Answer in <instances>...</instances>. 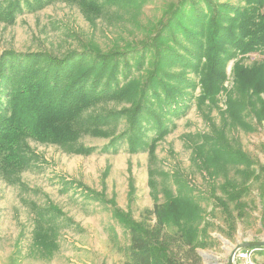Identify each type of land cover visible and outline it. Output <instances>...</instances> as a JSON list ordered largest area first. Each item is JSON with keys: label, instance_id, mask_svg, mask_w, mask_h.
<instances>
[{"label": "trees", "instance_id": "16d2710c", "mask_svg": "<svg viewBox=\"0 0 264 264\" xmlns=\"http://www.w3.org/2000/svg\"><path fill=\"white\" fill-rule=\"evenodd\" d=\"M55 1L59 0H0V21L11 24L24 9L34 11ZM66 1L77 3L91 22L103 13L98 0ZM143 2L121 4H135L131 14L135 18ZM162 10L161 18L135 45L103 52L88 44L62 56L46 51L0 54V175L9 184L17 183L16 175L36 158L23 152L27 138L89 154L93 148L76 146L82 134L106 136L104 130L123 121L126 128L111 139L112 148L125 140L130 153L147 150L152 154L155 143L169 134L171 118L184 116L193 100L199 106L205 101L216 105L222 91L227 105L224 116L232 125L242 121L241 127L253 130L243 122L245 115L258 124L264 122V61L246 66L242 58L236 59L254 52L264 55V0H177L165 3ZM233 59L227 91L225 68ZM109 102L124 107L97 110ZM148 131L153 132L152 138ZM208 149L203 168L214 178L225 177L221 189L227 199L215 200L227 233L246 214L242 198L250 180L259 183L264 228V165L256 173L253 161L240 150L224 144ZM229 166L239 178L227 180ZM165 194L167 201L144 209L139 220L104 195H95L109 205L112 219L127 237V244L117 247L123 256L121 264H203L197 250L207 247L203 237L209 221H204L193 199ZM52 211L34 210L29 256L52 258L58 227L48 218L60 214Z\"/></svg>", "mask_w": 264, "mask_h": 264}, {"label": "rangeland", "instance_id": "374dc122", "mask_svg": "<svg viewBox=\"0 0 264 264\" xmlns=\"http://www.w3.org/2000/svg\"><path fill=\"white\" fill-rule=\"evenodd\" d=\"M98 1L103 13L93 22L77 3L66 0L34 11L24 9L11 24L0 21V54L6 50L46 51L62 56L88 44L103 52L123 48L144 38L161 18L164 4L177 0H139L143 3L134 12L135 18L131 17L133 3L125 6L121 4L125 0ZM241 58L246 66L264 61V55L257 52L238 55L236 59ZM234 62L235 59L230 60L225 68L227 80L223 87L227 91L231 89ZM199 90L200 86L196 87L194 95ZM225 96L222 91L216 105H207L209 102L205 101L199 106L193 100L184 116L171 118L167 125L171 129L169 134L155 143L152 154L147 150L130 153L125 140H118L112 148L111 139L126 128L123 121L104 130L106 136L82 134L76 146L93 148L89 154L27 138L23 152L36 158L16 175L17 183L9 184L0 175V264H121L123 256L117 247L126 245L127 237L112 219L109 205L99 202L96 194L111 199L137 220L142 218L144 209L166 202L165 193L193 199L204 221L210 223L203 237L207 247L197 250L203 264H227L234 247L264 241L259 183L253 180L245 183L249 186L242 198L247 203L246 214L228 234L215 200L216 197L227 199L221 189L225 177L214 178L203 168V160L210 154L208 148L219 144L246 154L253 161L256 173L264 165V122L258 124L252 116L245 115L243 122L250 123L253 130L241 127L242 121L232 125V120L224 116ZM122 107V103L109 102L97 110ZM147 135L152 138L154 134L148 131ZM226 173L227 180L239 178L236 169L230 166ZM228 192L231 193L230 187ZM53 208L63 217L48 218L58 227L53 256L50 259L29 256L34 210ZM203 233L199 229V237ZM245 249L248 248L242 250ZM250 250L252 254L246 264H263L264 246ZM234 264L245 261L235 256Z\"/></svg>", "mask_w": 264, "mask_h": 264}, {"label": "water", "instance_id": "95a60500", "mask_svg": "<svg viewBox=\"0 0 264 264\" xmlns=\"http://www.w3.org/2000/svg\"><path fill=\"white\" fill-rule=\"evenodd\" d=\"M264 246V241H257V242H250V243H243L241 245H238L232 249V251L229 254L227 264H234V259L238 251L244 249V248H251V247H261Z\"/></svg>", "mask_w": 264, "mask_h": 264}, {"label": "built area", "instance_id": "2783aa9c", "mask_svg": "<svg viewBox=\"0 0 264 264\" xmlns=\"http://www.w3.org/2000/svg\"><path fill=\"white\" fill-rule=\"evenodd\" d=\"M251 254H252V251L250 249L240 250V251L237 252L236 258L245 261V264H246V261H248V259L250 258Z\"/></svg>", "mask_w": 264, "mask_h": 264}]
</instances>
